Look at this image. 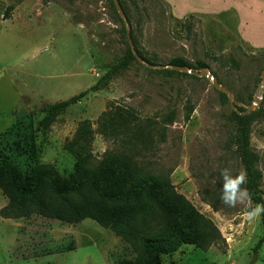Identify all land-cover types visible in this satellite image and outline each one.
Instances as JSON below:
<instances>
[{
	"label": "rangeland",
	"instance_id": "1",
	"mask_svg": "<svg viewBox=\"0 0 264 264\" xmlns=\"http://www.w3.org/2000/svg\"><path fill=\"white\" fill-rule=\"evenodd\" d=\"M123 4L130 38L149 63L165 65L183 56L199 68L203 61L237 101L247 106L262 96L250 143L264 191V0ZM126 47L125 23L113 0H0L4 161L24 174L53 169L71 180L80 170L86 177L97 173L107 155L123 153L140 169V178L169 181L219 230L208 247L181 245L161 264H264V241L257 246L262 216L246 223L244 205L227 207L220 199L221 169L235 175L244 165L236 110L206 77L151 71L156 69L135 60L65 108L48 128L39 126L44 104L88 90ZM121 108L137 116L131 130L110 127V113ZM31 133L34 152L27 142ZM132 135L136 139L130 141ZM8 201L0 189V209ZM70 244L75 248L66 250ZM136 255L129 243L90 218L69 224L38 213L0 215V264H119Z\"/></svg>",
	"mask_w": 264,
	"mask_h": 264
},
{
	"label": "trees",
	"instance_id": "2",
	"mask_svg": "<svg viewBox=\"0 0 264 264\" xmlns=\"http://www.w3.org/2000/svg\"><path fill=\"white\" fill-rule=\"evenodd\" d=\"M123 1L119 0L126 12ZM132 41L134 51L147 61L139 51L135 39ZM134 51L127 41L123 56L117 58L88 90L65 100L44 104L40 108L42 118L39 126L48 128L65 108L79 102L90 90L100 89L118 72L126 69L137 60ZM169 64L193 67L183 56L174 57ZM197 65L199 68L207 67L203 61H198ZM151 71H174L189 75L167 68ZM189 76L197 78L192 74ZM218 93L226 97L225 93ZM243 112V107L238 106V111L233 113L238 127L239 155L248 178L244 187L252 194V203L264 204V191L260 186V174L250 143L251 120L257 111ZM136 120L134 112L121 108L110 113L109 124L114 131L120 128L128 131L129 128L132 129L131 125H137ZM167 120H171V115H168ZM13 128L18 129L19 125L15 124ZM135 136L132 135L130 141L136 139ZM27 142L34 152L33 133L29 135ZM5 158V154L0 151V189L9 199L7 205L0 209L2 217H28L32 213H38L69 224L86 218L93 219L121 237L136 251L137 255L133 260H121L119 264H161L163 256L171 254L181 245L192 244L198 248H206L220 237L217 227L199 214L183 195L177 193L169 181L140 178V169L123 153L107 155L97 173L86 177L80 170L71 180L59 177L53 169L41 172L33 169L24 174L12 164L6 163ZM120 203L125 206L121 207ZM177 209L185 211L187 218L179 215ZM262 224L264 227V215ZM263 241L264 232L257 246ZM74 248V244H70L66 250Z\"/></svg>",
	"mask_w": 264,
	"mask_h": 264
},
{
	"label": "clouds",
	"instance_id": "3",
	"mask_svg": "<svg viewBox=\"0 0 264 264\" xmlns=\"http://www.w3.org/2000/svg\"><path fill=\"white\" fill-rule=\"evenodd\" d=\"M222 177L221 201L227 207H235L236 205H244L243 220L246 223H252L264 215V204L256 203L252 206V194L246 187L247 172L241 170L235 175L228 168L220 171Z\"/></svg>",
	"mask_w": 264,
	"mask_h": 264
},
{
	"label": "water",
	"instance_id": "4",
	"mask_svg": "<svg viewBox=\"0 0 264 264\" xmlns=\"http://www.w3.org/2000/svg\"><path fill=\"white\" fill-rule=\"evenodd\" d=\"M121 18L123 19L124 23H125V31H126V36H127V41L128 44L131 48L132 51H134V45L133 42L130 38V34H129V25L127 22V18L125 15V12L122 9V6L119 2V0H113ZM134 54L136 56V59L140 62H142L144 65L148 66L149 68L152 69H161V68H167V69H171V70H175V71H179V72H185L188 74H192L195 75L197 77H206L214 86V88L217 91L223 92L225 93L229 99L230 102L232 103V108L235 109L236 111H238V106L239 107H244V112L243 113H250L251 111L255 110L257 108V106L259 105V103L262 100V96L261 95H257L254 98V101L250 104V105H244V103L237 101L234 97H233V92L228 89L227 87L223 86L217 76L211 71V69L207 66V67H201V68H195V67H191V66H180V65H172V64H165V65H154L151 63H148L147 61L143 60L140 58V56H138V54L134 51ZM261 76H262V83H261V91L264 89V69L261 72Z\"/></svg>",
	"mask_w": 264,
	"mask_h": 264
}]
</instances>
